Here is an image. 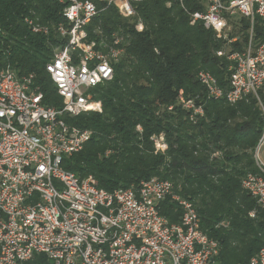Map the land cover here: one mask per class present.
Masks as SVG:
<instances>
[{
  "label": "built area",
  "instance_id": "2783aa9c",
  "mask_svg": "<svg viewBox=\"0 0 264 264\" xmlns=\"http://www.w3.org/2000/svg\"><path fill=\"white\" fill-rule=\"evenodd\" d=\"M57 1L67 20L57 32L67 41L46 71L61 107L48 105L34 74L19 76L10 67L0 71V264L24 263L37 254L54 264H218L220 242L202 229L196 204L171 180L155 176L109 191L95 185L92 175L81 178L62 166L64 157L83 150L93 135L68 119L102 111L95 89L114 79L125 46L118 33L108 44L90 40L87 26L100 12L98 0ZM100 1L133 18L144 0ZM197 1L203 9L188 11L190 23L213 31L224 42L218 55L229 61V89L211 72H199L207 99L230 105L255 100L261 111L263 133L253 153L259 172L248 173L243 187L264 207V0ZM233 28L239 31L231 36ZM136 29L143 31L142 19ZM33 30L50 32L46 25ZM181 104L194 123L205 115L201 102L181 98ZM152 140L157 151L166 150L163 133ZM166 200L181 208L178 222L161 213ZM248 264H264V247Z\"/></svg>",
  "mask_w": 264,
  "mask_h": 264
},
{
  "label": "trees",
  "instance_id": "16d2710c",
  "mask_svg": "<svg viewBox=\"0 0 264 264\" xmlns=\"http://www.w3.org/2000/svg\"><path fill=\"white\" fill-rule=\"evenodd\" d=\"M96 4L100 12L87 26L90 40L110 43L118 33L125 55L114 79L95 89L102 111L68 119L93 135L83 150L64 157L62 166L81 178L92 175L95 185L109 191L155 176L171 180L196 204L202 229L220 242L218 264H248L264 247V207L243 187L248 173L259 172L253 153L263 120L255 100L230 105L207 99L199 72H211L224 89L230 72L227 58L218 55L224 42L203 24L190 23L188 11L203 5L144 0L137 3V16L125 18L113 4ZM62 10L57 0H0V71L10 67L19 76L34 74L48 105L57 107L63 101L46 64L67 41L57 32L59 24H67ZM139 19L143 31L136 29ZM29 22L49 26V34L35 32ZM257 33L263 36L258 26ZM181 98L201 102L205 115L192 122ZM161 133L165 151H157L152 140ZM160 211L170 222L182 214L171 200L161 203ZM20 264L54 263L37 254Z\"/></svg>",
  "mask_w": 264,
  "mask_h": 264
},
{
  "label": "rangeland",
  "instance_id": "374dc122",
  "mask_svg": "<svg viewBox=\"0 0 264 264\" xmlns=\"http://www.w3.org/2000/svg\"><path fill=\"white\" fill-rule=\"evenodd\" d=\"M98 1H100V0H98ZM242 28H243V27H242ZM238 31H239V30L233 28V30L230 32V35H231V36L236 35V33H237ZM105 43H107V42H105ZM107 44H108V43H107ZM260 154H261V159H262V161L264 162V144H263V146H262V148H261V152H260ZM253 156H254V155H253Z\"/></svg>",
  "mask_w": 264,
  "mask_h": 264
}]
</instances>
